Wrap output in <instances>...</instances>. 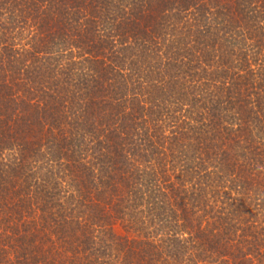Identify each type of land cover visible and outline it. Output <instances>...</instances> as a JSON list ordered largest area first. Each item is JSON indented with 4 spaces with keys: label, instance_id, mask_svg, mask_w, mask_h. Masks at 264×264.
I'll return each instance as SVG.
<instances>
[{
    "label": "trees",
    "instance_id": "trees-1",
    "mask_svg": "<svg viewBox=\"0 0 264 264\" xmlns=\"http://www.w3.org/2000/svg\"><path fill=\"white\" fill-rule=\"evenodd\" d=\"M0 264H264V0H0Z\"/></svg>",
    "mask_w": 264,
    "mask_h": 264
},
{
    "label": "rangeland",
    "instance_id": "rangeland-1",
    "mask_svg": "<svg viewBox=\"0 0 264 264\" xmlns=\"http://www.w3.org/2000/svg\"><path fill=\"white\" fill-rule=\"evenodd\" d=\"M116 231H120L119 229H116Z\"/></svg>",
    "mask_w": 264,
    "mask_h": 264
}]
</instances>
